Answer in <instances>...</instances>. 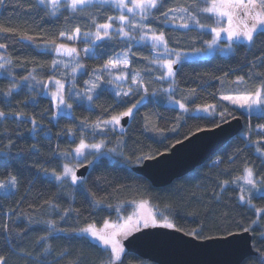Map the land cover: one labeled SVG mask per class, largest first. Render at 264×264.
<instances>
[{"label": "trees", "instance_id": "trees-1", "mask_svg": "<svg viewBox=\"0 0 264 264\" xmlns=\"http://www.w3.org/2000/svg\"><path fill=\"white\" fill-rule=\"evenodd\" d=\"M197 2L205 6L203 0ZM192 5L193 0H164L161 9L151 11L145 25L157 33L164 32L170 37L169 46L176 50L205 48V42L213 38L210 30L194 25L181 29L166 24L163 19V13L170 8L187 7L193 12ZM118 13L119 9L101 2L84 6L77 13L61 7L55 17L48 14L47 7L38 5L37 0H4L0 6V27L13 29L8 33L0 31V44L7 45L0 48V54L12 60L0 75V110L6 114L24 113L22 117L0 118V181H7L9 176H15L18 181L7 196L0 190V256L5 257L6 264H107L110 252L89 236L79 234L78 229L88 224L102 227L105 221L128 214L133 202L147 201L176 227L195 232L198 237L242 231L241 225L249 228L257 254L246 257L241 264H261L264 212L260 214L258 225H253L251 222L257 219V213L253 207L239 202L240 188L231 181L241 176L246 166L253 168L258 179L264 177V156L249 142L260 141L259 148L264 151V133L257 130L258 125H264V117L255 114L249 117L243 109L222 101L221 96L254 91L264 83L257 75L264 73V44H261L264 35L251 47L236 44L229 54L215 52L208 57L182 61L176 67L174 81L158 79L163 70L149 63L155 59L154 50L149 43L139 41L138 31L137 38L133 39L115 32L111 39L100 41L82 36L78 45L88 44L95 54L82 57L84 67L75 81L82 85L84 79L99 76L100 87L93 92L92 101L84 96L70 97L72 108L69 111H57L50 96L24 83L22 78L29 73L41 80L57 74V69L51 67L56 53L40 54L44 41L59 43L64 39L59 36L60 32L71 35L76 27H80L81 33L94 32L93 19L105 23V17H115ZM198 18L201 23L216 25L208 14L200 13ZM21 33L35 39L22 40ZM128 49H131L129 78L122 87L124 90L132 87L131 73L140 72L148 96L123 130L92 128L97 121L126 111L144 94L134 90L133 95L120 102L109 87L108 81L112 78L103 65ZM237 77H243L244 83L234 84ZM14 84H20V88L6 96ZM169 88L174 89L171 94L164 91ZM171 98L182 101L190 110L216 104L217 111H226V115L192 118L199 114L184 113L169 104ZM236 115L243 116V130L216 154L166 186H154L132 169L135 163L127 161L129 157L134 161L137 156H156L168 151L197 128L213 127V120L219 124ZM32 118L37 121L35 132L31 131ZM81 139L87 143L105 141L106 148H116L118 154H114L113 159L108 156L96 159L93 152L89 153L83 160L89 165L86 175L82 176L83 184L55 180L50 173L63 170L65 162L71 159L64 154L72 152ZM225 180L229 184L221 191ZM97 200L102 201L99 206L95 204ZM252 201L255 208L264 209V197L253 194ZM49 222H54L51 227L62 231L49 235ZM17 234H22L23 239ZM42 236L47 240L41 241ZM6 237L14 247H9ZM48 246L51 250L44 252V247ZM122 260L125 264H155L126 251Z\"/></svg>", "mask_w": 264, "mask_h": 264}, {"label": "snow or ice", "instance_id": "snow-or-ice-1", "mask_svg": "<svg viewBox=\"0 0 264 264\" xmlns=\"http://www.w3.org/2000/svg\"><path fill=\"white\" fill-rule=\"evenodd\" d=\"M102 4L111 5L120 10V15L112 17H105V23H97L95 19H93L92 23L95 27V32H84L81 33L80 27H76L71 35H66L65 32H60L59 36L68 40V41H76L83 37H91L94 40L100 41L104 39H111L112 33L115 32L117 35L131 38V32L126 31L125 27H128L131 30H139V41L144 43L150 42V47L153 50L162 49L163 55L170 58L161 59L160 53H156V58L149 61V63L153 66L158 67V69L163 70V75L158 77L160 80H172L177 73V69L174 67L176 65L181 64V62L187 58V53L182 51H177L174 48L169 47V39L164 32L157 33L156 30L148 27L143 23V21L148 20L153 9L159 10L163 7L164 0H100ZM38 5H44L48 8V14L52 17H55L57 13L60 11L61 7H65L66 9H70L72 13H77L82 11L84 6L91 5L95 3V0H37ZM204 7H201L197 0H193L192 7L195 9L193 12H189L187 7H176L170 8L166 12L163 13V19L165 23H171L172 25L181 28V29H189L191 25H195L198 29H209L213 33V38L210 41H206V47L204 49H193L195 52H205L209 53L213 50H220L219 43L221 40V34H225L228 41V50H233V44H241L247 45L249 47L255 45L258 38L261 35H264V0H203ZM4 4V0H0V6ZM125 10L132 14V18L128 15H125ZM200 13L208 14L209 19H213L216 26L213 27L211 24H204L200 22L198 15ZM140 17V22H133L135 17ZM152 19H157V17H152ZM114 22H119V27H114ZM0 31L4 33L12 32L13 29L7 27H0ZM20 37L22 40L33 41L35 37L28 35L27 33H21ZM261 44H264V41H261ZM49 45L51 47H49ZM7 45L0 44V48H6ZM50 51H54L56 54L61 56H76L79 57L80 51L75 48L69 46L67 43H56L55 40L44 41L43 47L40 48V54H47ZM84 55H94V51L92 49L84 48ZM131 49L118 54L116 59H109L104 65L103 69L108 72L110 76L113 77L112 80L108 81V83H116L117 85L125 82L129 78V53ZM0 69H4L5 65H11L12 60L6 59L3 56H0ZM61 66L68 67V65L62 59H55L52 61L51 67L53 69H58ZM84 65L77 64L72 67V73L75 74L79 68H83ZM120 70L119 75H113L112 70ZM6 70V74H7ZM261 80H264V73L257 74ZM23 81H28L32 79L35 83H42L36 81V78L29 73V76H25L22 78ZM101 77L96 76V80H100ZM55 87V91L51 92V100L53 101V107L57 111L60 110L61 106L71 109L72 105L67 104L65 100L64 94V83L61 80L52 78L49 81ZM87 84H90V87H87V93H93L97 88L100 87L99 83L95 81H88ZM234 84L239 85L244 83L243 77H237ZM131 84L132 87H129L127 91L122 90L117 87L114 89V95L120 98V102H124V97H129L135 92L142 91L144 94L140 96L135 103H132L131 107H128L126 111L119 112L116 115H111L110 119L97 121L95 124L91 125L92 128H100L103 126L104 128L112 127L113 129L116 126L121 124L122 118L125 117H133L135 114V110L138 106L145 100L148 96V89L144 86L143 79L140 72L131 73ZM20 84H14L11 88H9L6 92V96H11L14 89H19ZM165 92L171 94L174 89L169 88L165 89ZM47 94V91L45 92ZM195 94V90H193V95ZM76 96H80L81 93H74ZM87 99L92 101V95H87ZM222 101H227L231 105L243 109L249 117L255 114L257 117H264V83L259 84L254 91L241 92L236 95H222ZM170 104L176 105L179 109L183 110L184 113L192 112V118H213L219 116L223 118L226 115V111H217L216 104H205L203 106H197L194 109H189L185 103H182L179 100L170 99ZM6 115H15L16 117H22L24 113H14V114H6L3 110H0V118L6 117ZM230 115V114H229ZM31 123L33 128L32 132L36 131L37 121L35 118L31 119ZM213 126L218 128L219 124H215L213 120ZM123 130V129H121ZM175 129H173L174 131ZM211 129H203L197 128V132L206 131ZM257 130L264 133V125H258ZM157 131H160L157 129ZM245 139H247V134L245 135ZM180 141H177L179 143ZM253 143L257 148V152H261L259 148L260 141H249ZM105 141H101L99 143H87L84 139H81L79 144L75 147V149L70 153H65L66 157H85V150H94V153H98L97 159L101 157L108 156L111 158V154H118L117 149H107V151L101 152L102 149L106 148ZM261 155L264 156V152H261ZM155 156L151 155H142L137 156L133 161L131 157L127 158L128 163H135L136 165H143L147 160H155ZM89 163H92L90 161ZM54 179L57 181L63 182L64 180H69L72 185H76L77 183L83 184L84 178L82 176H77L76 169L68 164L63 165L62 173L56 174L55 170H53ZM242 182V183H241ZM17 178L15 176H9L7 181H0V189H5V195L10 194L12 189H15L17 186ZM232 184H238L240 188V193L238 196V200L241 204H248L250 207H253L257 213V219L252 221L253 225H258L260 214L264 212V209L255 208L252 205L251 200L253 194L257 197H264V177L257 179L256 173L253 168L245 167L243 175L235 177L232 181ZM229 184L228 180H225L221 184V191ZM261 185V186H258ZM250 186L251 190L245 194V187ZM102 201H95L96 206H99ZM147 201H141L139 207L141 209L145 208ZM68 213H65V216ZM63 218V217H62ZM20 219V218H18ZM50 227L54 222H49ZM141 225L144 228L154 227L157 225L166 227V228H175V224L169 221L167 217H164L163 221H158L156 218V214L151 210L147 212V214H141L136 219L129 217L124 221L123 224H109L107 221L104 222L103 229H97L94 224H88L87 226L78 229L81 233H86L90 236V238L95 239L100 242L101 247L104 250L110 252V257L107 261V264H125L122 260V256L125 254V248L120 239H117L118 236L127 237L133 231H139ZM111 229V231H108ZM241 229L243 232L250 231L249 228H243L241 225ZM62 231L61 229H57L55 227H51L52 232ZM5 232H7V228H5ZM239 233L236 232H228L227 236L234 237ZM10 235V234H9ZM20 236V239H23L22 234H17ZM190 235L195 236L196 233L192 232ZM262 238H264V233H262ZM41 241H46L47 237H40ZM205 239H210L209 237H205ZM6 242L9 247H14L12 241L6 237ZM51 250V246L44 247V252H49ZM31 255V253H28ZM61 256L64 253L60 254ZM261 264H264V255L260 256ZM0 264H6L5 257L0 256Z\"/></svg>", "mask_w": 264, "mask_h": 264}, {"label": "water", "instance_id": "water-1", "mask_svg": "<svg viewBox=\"0 0 264 264\" xmlns=\"http://www.w3.org/2000/svg\"><path fill=\"white\" fill-rule=\"evenodd\" d=\"M177 67V65L175 66ZM130 117L122 118L127 125ZM220 127L194 132L174 143L168 151L156 155L155 160H147L132 169L148 178L154 186L170 184L205 162L244 127L241 115L233 116L221 123ZM89 165L77 169V175L85 176ZM230 237L210 236L205 239L175 228L160 225L140 228L123 239L126 252L155 264H241L248 256L257 254L251 231H237Z\"/></svg>", "mask_w": 264, "mask_h": 264}, {"label": "rangeland", "instance_id": "rangeland-1", "mask_svg": "<svg viewBox=\"0 0 264 264\" xmlns=\"http://www.w3.org/2000/svg\"><path fill=\"white\" fill-rule=\"evenodd\" d=\"M95 2H100V0H95ZM62 3H63V0H62ZM46 7V6H45ZM124 14L125 15H128L130 18H132V14H130V13H128L126 10H125V12H124ZM118 15H120V10H119V13H118ZM117 15V16H118ZM133 22H140V17L139 16H136L135 17V19H134V21ZM143 23L145 24L146 23V20L145 21H143ZM166 24H169V25H172L170 22L169 23H166ZM194 25V24H193ZM120 25H119V22H114V27L115 28H118ZM174 26V25H173ZM195 26V25H194ZM216 26V25H215ZM215 26H213V27H215ZM207 29V28H206ZM125 30L126 31H130L131 32V38L133 39V38H137L136 37V31H138V36L140 35V32H139V30H131V29H129L128 27H125ZM209 30V29H208ZM95 32V31H94ZM82 38H85V39H88V37H82ZM78 41H79V39H77L76 41H68V40H66V39H63L61 42H63V43H67V44H69V46H71V47H75V48H77L79 51H80V55H79V57H76V56H72V57H68V56H61V55H58V54H56L57 55V57H56V59H62V60H64V62L68 65V67H63V66H61L60 68H58L57 69V74H56V76H54V77H52V78H55V79H58V80H61L63 83H64V85H65V87H64V94H65V100H66V103L67 104H71V102L68 100L70 97H73V98H83V96L84 97H86V100L87 101H89L88 99H87V95H89V94H92V96H93V93H87L86 92V89H87V87H90V84H87L86 82H88V81H95L96 83H99L100 84V81L99 80H96V77H93V78H88V79H84L83 81H82V85H78L77 83H76V81H75V77L77 76V74H79L82 70H83V68H79L78 70H77V72L75 73V74H73L72 73V67H74V66H76L78 63L79 64H82L83 65V63H82V57L83 56H86V55H84V53H83V49L84 48H88V49H92V47L91 46H89L88 44H85V43H80L79 45H78ZM61 42H59V43H61ZM149 44H150V42H149ZM235 46H236V44H233V50L232 51H229L228 50V41H227V38H226V35L225 34H221V40H220V43H219V49L220 50H213V51H211V52H209V53H205V52H195V51H193V50H177V51H182V52H184V53H187V58L186 59H184V60H190V59H198V58H204V57H208V56H211L212 54H214L215 52H220V53H223V54H229V53H231V52H233L234 51V48H235ZM49 47H51L50 45H49ZM170 47V46H169ZM172 48V47H171ZM202 49H204V48H202ZM123 52H125V51H121V52H119L118 54H121V53H123ZM157 52H159L160 53V58L161 59H165V58H170V57H166V56H164L163 55V50L162 49H157V50H154V56H155V58H156V53ZM117 54V55H118ZM117 55H115L113 58H111V59H116L117 58ZM0 56H2L1 54H0ZM183 60V61H184ZM0 63H3V61H0ZM7 67V65H5V68ZM175 67V66H174ZM5 68L4 69H0V75H2L3 73H4V70H5ZM107 72V71H106ZM112 72H113V75H119L120 74V70H112ZM107 74H108V72H107ZM35 78H36V81H39V82H42V83H35L32 79H29L28 81H24V83L25 84H27L29 87H31V88H33V89H35V90H37L38 92H40V93H43V94H45V92L47 91V94L46 95H48V96H50L51 97V92H54L56 89H55V87L52 85V84H50L49 83V81L52 79V78H50V79H48V80H41V79H39L38 77H36L34 74H32ZM112 79H113V77L112 76H110ZM124 82H122L121 84H119V85H117L116 83H110L109 84V87L112 89V90H114V89H116L117 87H119V88H121L122 90H124L123 89V87H122V84H123ZM128 90V89H127ZM127 90H124V91H127ZM76 92H79V93H81V95L80 96H76V95H74V93H76ZM171 99H174V98H171ZM175 100H177V99H175ZM180 101V100H179ZM182 102V101H181ZM183 103V102H182ZM170 104V103H169ZM171 105H174V104H171ZM176 106V105H175ZM70 109H68V108H66V107H64L63 105L61 106V108H60V111H69ZM116 115V114H115ZM111 117V116H110ZM110 117H108V118H106L105 120H107V119H110ZM123 127H124V125L122 124V120H121V124L119 125V126H116L114 129H117V130H121V129H123ZM112 128V127H111ZM99 142H101V141H98V142H94V143H99ZM116 149V148H115ZM261 150V149H260ZM104 151H107V148H105V149H102L101 150V152H104ZM94 153V150H85V157L89 154V153ZM261 152H264V151H262L261 150ZM261 152H259L260 154H261ZM117 153H118V149H117ZM95 155H94V158H96L97 159V156L99 155L98 153H94ZM71 159H70V161L69 162H65V164H68L69 166H72V167H74L75 169H76V174H77V169L79 168V167H81L82 165H85V162H83V160L85 159L84 157H70ZM111 158L113 159L114 158V154H111ZM63 171V170H62ZM62 171H60V172H55L56 174H59V173H62ZM50 175L52 176V177H54L53 176V173H50ZM243 175V174H242ZM77 176H79V175H77ZM258 179V178H257ZM69 181V180H68ZM70 182V181H69ZM71 183V182H70ZM242 183V182H241ZM76 185H80V183H77ZM235 185H237V186H239L238 184H235ZM258 186H261V185H258ZM3 193H5V189H0ZM12 190H14V189H12ZM251 190V188H250V186H246L245 187V194H247V192L248 191H250ZM140 202L141 201H139V202H133V204H132V209H131V211L128 213V214H126V215H120L117 219H115V220H109V221H107L109 224H116V225H120V224H123L124 223V221L125 220H127L129 217H132L133 219H136L139 215H141V214H147V212L149 211V210H151L153 213H155L156 214V218H157V220L158 221H163V219H164V217H167V216H165L164 214H162L160 211H158L156 208H154L149 202H147V204H146V206H145V208H143V209H141L140 207H139V204H140ZM251 203H252V205H253V201L251 200ZM168 218V217H167ZM169 219V218H168ZM169 221L171 222V220L169 219ZM143 226L141 225V227L140 228H142ZM104 228V225L102 226V227H97V229H103ZM108 231H111V229H109ZM134 232V231H133ZM78 233L79 234H83V235H87V236H89L88 234H86V233H81V232H79L78 231ZM132 233V232H131ZM90 237V236H89ZM125 237H123L122 235L121 236H118L117 237V239H120L121 240V242L123 243V239H124ZM93 239V238H92ZM93 240H95V239H93ZM96 241V240H95ZM98 242V241H97ZM98 243H100V242H98ZM123 245H124V243H123ZM124 248H125V246H124ZM125 250H126V248H125Z\"/></svg>", "mask_w": 264, "mask_h": 264}]
</instances>
